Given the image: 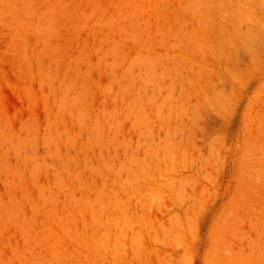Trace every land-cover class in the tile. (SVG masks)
I'll return each instance as SVG.
<instances>
[{"label":"rangeland","instance_id":"1","mask_svg":"<svg viewBox=\"0 0 264 264\" xmlns=\"http://www.w3.org/2000/svg\"><path fill=\"white\" fill-rule=\"evenodd\" d=\"M0 264H264V0H0Z\"/></svg>","mask_w":264,"mask_h":264}]
</instances>
